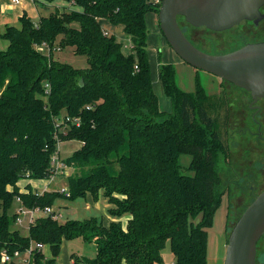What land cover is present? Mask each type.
I'll use <instances>...</instances> for the list:
<instances>
[{"label": "trees", "instance_id": "obj_1", "mask_svg": "<svg viewBox=\"0 0 264 264\" xmlns=\"http://www.w3.org/2000/svg\"><path fill=\"white\" fill-rule=\"evenodd\" d=\"M62 1L71 8H56L35 23L24 13L20 27L6 26L0 36L8 42L0 50V252H23L30 242H39L50 257L33 250L31 264H56L61 242L81 238L96 248L94 258L82 260L87 264H159L169 242L172 264H208L207 229L225 191L218 161L228 149L205 106L203 88L178 87L172 64L159 69L172 109L162 122L155 121L163 113L150 77L146 15L158 14L159 5L153 0ZM102 21L122 26L131 53L122 52ZM52 48L85 56L87 67L57 61ZM61 114L79 118V124L56 134L54 120ZM58 140L80 142L63 160L78 171L67 176L68 196L35 195L29 184L20 192L17 182L27 173L33 180L51 175ZM182 156L190 157L187 168ZM100 193L114 219L106 225L40 216L25 235L11 228L16 196L25 208L43 209L88 195L97 201ZM70 259L80 264L74 255Z\"/></svg>", "mask_w": 264, "mask_h": 264}, {"label": "rangeland", "instance_id": "obj_2", "mask_svg": "<svg viewBox=\"0 0 264 264\" xmlns=\"http://www.w3.org/2000/svg\"><path fill=\"white\" fill-rule=\"evenodd\" d=\"M34 1L39 13H42V16L49 15L46 14L48 12H45L48 8L43 6L47 3L41 0ZM51 5L52 7L60 9V11L64 8L65 10L71 8V6L65 4L62 0H53ZM38 19L39 17L37 19L34 18L33 20L37 21ZM147 20L148 38L146 50L150 65V77L154 93L158 99L159 109L163 113V115L155 118V121L157 123L162 122L172 109L170 100L164 95L159 78L160 66L162 64H172L175 81L178 87L186 92H193L196 85L203 88L205 95L207 96L205 106L215 121L221 139L227 145L228 156L225 158L221 154L218 161L222 186L225 190L222 204L214 215L212 226L207 229V262L208 264H224L228 235L232 226L240 214L252 202L254 197L264 189V174L253 173L256 170L261 169L256 162L259 158L253 156L254 152L252 146L253 143L257 146V143L254 142L256 139H252L247 131V128H250L247 116L242 117L236 112L233 113L230 108H228V102L230 101L227 98L226 90L223 89L220 80L216 78V76L208 72L197 70L181 60L169 47L166 40L163 39L164 37L159 31L157 23H153L151 21L152 19L150 20L149 17H147ZM102 25L121 43L122 50L125 53L131 52L129 48L130 39L124 34L121 25H112L108 21H103ZM179 26L194 45L207 53L224 54L240 44V41L238 40V27L225 32H213L204 28H194L182 22H179ZM106 33L109 34L108 32ZM7 43L6 40L0 37V49H5ZM41 52L45 55L48 53L46 48L41 50ZM53 57L57 61L69 64L77 69H85L87 67L86 57L75 55L70 48L54 51ZM79 147L80 142L78 141L68 140L60 142L58 154L59 159L64 160L70 157ZM180 163L184 168H187L190 163V157L182 156L180 158ZM64 171H66L64 174L57 173L51 183H48V179L33 180L28 178H21L19 183L20 186L24 188L28 182L35 184L39 191H42V188L46 185L47 191L52 190L65 195V192H68L67 176L76 174L78 171L71 167ZM23 184L25 185L23 186ZM53 208L61 214L59 219L60 222L66 220L83 221L95 219L103 225H106L111 219V216L107 213V208L105 207V199L100 194L98 200L94 204L89 200L88 195L87 198H77L74 201L59 200ZM9 213H16L14 205ZM20 216L22 217L24 215L21 214ZM40 216H43L41 212L33 214L34 219ZM126 218V216L120 218L122 224L125 223ZM22 227L23 226L21 225H16L15 222L11 226V228L17 229L20 234H27L29 227ZM43 252L47 258L50 257V252L47 247H45ZM95 253L96 248L92 242H84L81 238L63 240L60 245L59 255L56 258V264H69L71 255L78 258L80 264H87L86 261L82 260L85 258H94ZM160 256L161 262L159 264L173 263V255L170 250L169 242H166ZM72 261L73 260L70 261V264ZM256 264H264V237L258 245Z\"/></svg>", "mask_w": 264, "mask_h": 264}, {"label": "water", "instance_id": "obj_3", "mask_svg": "<svg viewBox=\"0 0 264 264\" xmlns=\"http://www.w3.org/2000/svg\"><path fill=\"white\" fill-rule=\"evenodd\" d=\"M264 0H161L158 26L167 44L191 67L264 97V42L246 44L225 54L197 49L184 35L179 20L194 28L223 32L242 21L260 19ZM264 235V189L232 226L224 264H255L256 246Z\"/></svg>", "mask_w": 264, "mask_h": 264}, {"label": "flooded vegetation", "instance_id": "obj_4", "mask_svg": "<svg viewBox=\"0 0 264 264\" xmlns=\"http://www.w3.org/2000/svg\"><path fill=\"white\" fill-rule=\"evenodd\" d=\"M259 11H260V14L262 15L260 19H254L250 21L245 20V21L240 22L238 25L229 29L231 30L235 27L239 28V31H238L239 39L238 40L240 41V44H238L236 48L230 50L229 52L237 50L245 46L246 44L264 42V5L260 7ZM180 22H181V19H180ZM229 30H226V31H229ZM186 38L189 40L187 36ZM194 46L197 49H199L196 45ZM208 54H211V53H208ZM218 79L223 85V89L226 90L227 98L230 101L228 102V108H230V110L233 113L236 112L242 117L247 116V121L250 127V128H247V131L250 134V137L252 139L253 138L256 139V141L254 142L257 143V146H258L257 147L253 143V146H252V149L254 152L253 156L256 158H259L256 162L258 163L257 165H259L258 167L261 168L260 170H256L253 173H259V174L263 173L264 174V151H262L264 150V97H254L249 91L241 87H238L229 81L223 80L221 78H218ZM263 237L264 235L260 238V240L257 243L256 258H257L258 245L261 242ZM255 264H256V260H255Z\"/></svg>", "mask_w": 264, "mask_h": 264}, {"label": "built area", "instance_id": "obj_5", "mask_svg": "<svg viewBox=\"0 0 264 264\" xmlns=\"http://www.w3.org/2000/svg\"><path fill=\"white\" fill-rule=\"evenodd\" d=\"M14 3H19V0H13ZM153 3L155 5H159L161 3V0H153ZM44 46V45H43ZM131 50H132V45H131ZM43 47H40L39 50H43ZM48 51V49H47ZM50 51V49H49ZM52 51H60L59 48H52ZM136 68V67H135ZM44 90L45 93L47 94L48 90H49V85L45 84L44 85ZM79 124V118H75V117H71L65 114H61L60 116L56 117L54 120V127L56 128V134L58 133H65V128L68 127L69 125H78ZM61 141H57L56 144V151L54 152V154L51 156L50 159V176L47 178L48 179V183H51L54 176L57 175V173L60 174H64L66 171H64L65 169L69 168L68 166H66V164L64 163L63 160L59 159V144ZM24 178H28V173L25 175ZM46 188H44L42 191H35V195L41 194ZM65 195L68 196V192H65ZM15 203L18 204V208L16 209V219H15V224L16 225H21L23 224V219L20 216L21 214L23 215H27L28 216V227L29 225L35 220L33 217V214L36 212H41L43 214V216H49L52 220H57L59 221L61 214L59 212H57L53 207H44L43 209L41 208H33V209H28L25 208L22 205L21 199L20 197L16 196L15 197ZM20 214V215H19ZM45 249V245H43L42 243L39 242H30L29 247L23 251H14L12 253L6 251V250H2L0 252V264H31V253L33 250H44ZM46 256V255H45ZM47 257V256H46ZM73 264V261L72 263Z\"/></svg>", "mask_w": 264, "mask_h": 264}, {"label": "crops", "instance_id": "obj_6", "mask_svg": "<svg viewBox=\"0 0 264 264\" xmlns=\"http://www.w3.org/2000/svg\"><path fill=\"white\" fill-rule=\"evenodd\" d=\"M45 8H48L46 9L45 12H48L46 14H50L54 11V9H56V7H52L51 4H46V5H43ZM43 9V8H42ZM52 9V11H51ZM50 10V11H49ZM43 11V10H42ZM26 14L34 23L37 22V21H34L33 19L34 18H38V17H41L42 13L40 14L38 9H37V5L35 4V1L34 0H19V3H14L13 0H0V36L1 34L3 33V31L5 30L6 26H15V27H20V23H19V18L23 15V14ZM147 17L150 18V20L153 22V23H157L158 25V17H157V14L153 13V12H150L146 15V25H147V29H148V20H147ZM103 22V21H102ZM152 23V25H153ZM103 26V25H102ZM159 28V26H157ZM104 31L108 32L109 34H111L109 32V30L105 29L103 27ZM160 31V29H159ZM161 33V32H160ZM162 37V35H161ZM116 38V37H115ZM164 39V38H163ZM117 40V39H116ZM118 41V40H117ZM119 42V41H118ZM130 43V41H129ZM6 48L8 46V43L5 45ZM131 47V44H129V48ZM5 49H0V50H6ZM131 50V48H130ZM132 51V50H131ZM122 52L124 54H129V53H125L123 50ZM29 183V182H28ZM27 183V184H28ZM26 184V185H27ZM25 184H23L24 186ZM29 185L31 186L32 190L35 192V191H39L38 187L35 186V184H31L29 183ZM17 186L19 187V191L20 192H25L26 189L24 187H21L20 186V183L19 181L17 182ZM26 187V186H25ZM46 188L47 189V186L45 185L42 190ZM45 189V190H46ZM47 191V190H46ZM52 191V190H51ZM40 192V191H39ZM101 195V193H100ZM88 196H86L87 198ZM105 199V198H104ZM89 200L94 204L96 203V201H93L92 198L89 196ZM99 202V201H98ZM56 206V205H55ZM110 205L108 204L107 200L105 199V207L108 208ZM14 207H15V211L16 209L18 208V204L15 203L14 204ZM128 218V217H127ZM22 219H23V224H21V226H23L22 228H28V216L27 215H24L22 216ZM109 220V218H108ZM111 220H114L113 218H111L109 220V222ZM107 224V223H106ZM70 261L69 260V264H70Z\"/></svg>", "mask_w": 264, "mask_h": 264}, {"label": "bare ground", "instance_id": "obj_7", "mask_svg": "<svg viewBox=\"0 0 264 264\" xmlns=\"http://www.w3.org/2000/svg\"><path fill=\"white\" fill-rule=\"evenodd\" d=\"M211 251V250H210Z\"/></svg>", "mask_w": 264, "mask_h": 264}]
</instances>
